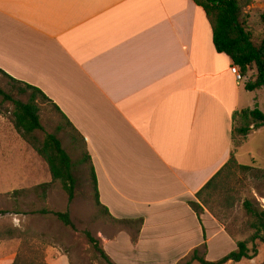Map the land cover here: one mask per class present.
Here are the masks:
<instances>
[{"label":"crops","instance_id":"crops-1","mask_svg":"<svg viewBox=\"0 0 264 264\" xmlns=\"http://www.w3.org/2000/svg\"><path fill=\"white\" fill-rule=\"evenodd\" d=\"M232 66L193 0H0V69L42 90L85 139L100 202L140 224L125 248L149 264L204 244L214 262L237 247L190 206L234 151L235 115L264 113V90L247 91ZM56 188L42 191L47 202L67 199Z\"/></svg>","mask_w":264,"mask_h":264},{"label":"rangeland","instance_id":"rangeland-1","mask_svg":"<svg viewBox=\"0 0 264 264\" xmlns=\"http://www.w3.org/2000/svg\"><path fill=\"white\" fill-rule=\"evenodd\" d=\"M243 13L248 17L249 27L258 41L264 35V4L255 5L254 2L245 7ZM255 77L256 72L250 71L245 76V82L253 81ZM0 85L14 99L28 102L29 95L19 94L2 75ZM256 97L260 101V107L264 109V91L257 92ZM40 106L44 131L35 132L33 137L39 144L43 143L47 134H55L62 141L63 148L74 162L73 172L77 180L75 199L69 204L67 194V199H62L57 194L50 202L43 198L42 191H45L36 184L48 179L49 168L16 131L12 120L14 105L3 102L0 98V131L5 137L4 139L0 135V189L3 191L0 194V211L8 212L7 215L0 216V245H3L0 248V264H107L89 244L85 235L87 231L100 240L115 264H149L135 258V254L139 256L137 248H125L130 240H136L140 224L115 222L96 206L90 167L84 162L81 141L72 134L52 105L40 102ZM242 127L243 120L237 113L234 151H238L240 164L252 169L246 174L238 170L230 173L225 184L218 185L216 191L211 190L205 195L217 215V221L231 236L235 247L238 241L249 240L254 234L252 219L243 206L244 202L250 201L254 207L264 210V127L254 134L252 131L249 138L239 134ZM37 177L40 179L37 180ZM54 186H57L59 193L63 190L61 184L57 183L47 191ZM17 191L20 193L15 194ZM44 210H69L75 230L66 227L50 213L42 214ZM122 236L124 237L121 239ZM121 240L128 241L123 244L120 243ZM257 245L259 254L255 259L243 260L237 264H264V244ZM249 247L252 248L253 245L250 244ZM236 249L237 247L234 250ZM206 251L207 247L206 250L200 247L199 256L204 257ZM191 256L172 264H188Z\"/></svg>","mask_w":264,"mask_h":264},{"label":"trees","instance_id":"trees-1","mask_svg":"<svg viewBox=\"0 0 264 264\" xmlns=\"http://www.w3.org/2000/svg\"><path fill=\"white\" fill-rule=\"evenodd\" d=\"M199 7H202L212 26L214 32V44L218 53L226 54L233 61L234 65L241 68L242 74L247 76L250 71L256 72L253 81L246 83L247 91L253 92L258 89L264 90V35L257 41L254 33L249 27L248 17L244 16V8L254 3V0H193ZM264 20V15H263ZM0 75L7 78L21 95H29L28 102H22L14 99L13 95L7 93L0 85V98L3 102H10L14 105L13 124L16 131L28 143L37 154L47 164L52 182L40 186L45 192L57 183H60L63 190L68 195V202L71 204L76 195L77 180L73 172L74 162L72 157L63 148L62 141L55 134H47L42 144H39L33 134L38 131H44L41 122L40 102L52 105L60 114L72 134H75L84 147V162L89 164L90 175L92 180V189L96 206L102 210L111 220L115 222H124L113 218L109 210L100 202L98 182L91 156L87 151L85 139L71 125L67 118L61 113L59 108L50 100L46 94L30 84L16 80L0 69ZM243 120V127L239 129V134L243 137H249L252 131L264 127V113L255 108L254 110L246 109L239 113ZM61 129V128H60ZM235 140V130L233 131V144ZM234 146V145H233ZM254 163H257L254 161ZM252 167L242 165L233 151L228 162L196 193L197 202H191L190 206L195 211L201 225L203 226L202 215L205 208L208 209L216 218L214 209L210 207L208 200L205 198L207 192L217 190L218 185L225 184L230 173L240 171L248 173ZM20 191L15 192L19 194ZM246 212L251 217V228L254 230L253 236L249 240L238 241L237 249L220 260L210 262L206 257L199 256V249H195L188 264L198 262L199 264H228L240 263L243 260H253L259 254L258 243L264 244V210L254 207L250 201L243 204ZM42 214H52L58 218L66 227L75 230L70 211L51 212L44 210ZM8 212L0 211V216L7 215ZM216 215V216H215ZM204 228V226H203ZM205 230V229H204ZM10 235L12 232H9ZM86 238L90 245L99 253L101 258L107 264H115L110 256L102 247L99 239L95 238L89 231L85 232ZM206 240V233H205ZM253 247L250 248L249 245ZM206 250V244L203 245Z\"/></svg>","mask_w":264,"mask_h":264},{"label":"built area","instance_id":"built-area-1","mask_svg":"<svg viewBox=\"0 0 264 264\" xmlns=\"http://www.w3.org/2000/svg\"><path fill=\"white\" fill-rule=\"evenodd\" d=\"M231 71L236 77L238 83H242L244 81L245 76L242 74L241 68L239 66L233 64Z\"/></svg>","mask_w":264,"mask_h":264}]
</instances>
